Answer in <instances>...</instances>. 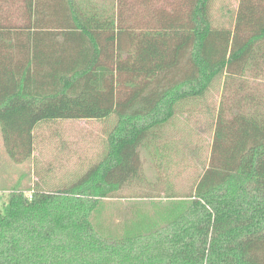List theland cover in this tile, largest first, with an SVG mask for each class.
<instances>
[{
  "label": "trees",
  "instance_id": "obj_1",
  "mask_svg": "<svg viewBox=\"0 0 264 264\" xmlns=\"http://www.w3.org/2000/svg\"><path fill=\"white\" fill-rule=\"evenodd\" d=\"M110 1L26 0L31 24L0 27V127L14 162L32 157L42 123L111 124L70 187L0 196V264H264V95L241 86L231 118L201 102L215 85L226 99L239 79L264 82V0H237L222 23L217 0H139L134 12ZM201 109L214 134L192 191L167 185L165 199L106 214L105 198L144 184L142 152L170 170L188 145L182 118Z\"/></svg>",
  "mask_w": 264,
  "mask_h": 264
},
{
  "label": "rangeland",
  "instance_id": "obj_2",
  "mask_svg": "<svg viewBox=\"0 0 264 264\" xmlns=\"http://www.w3.org/2000/svg\"><path fill=\"white\" fill-rule=\"evenodd\" d=\"M108 3L110 0H98ZM131 4L136 3L134 10L141 11L139 0H127ZM111 3V1H110ZM26 0H0V27L21 28L31 24L27 10ZM237 7V0H217L215 7V20L218 23L225 22L226 8ZM249 75L248 78L239 79L224 98V92L218 85L211 88L201 99L202 105L220 106L228 110L227 118H231L229 111L236 102L242 98L241 86H247L246 92L264 95V82L256 80ZM246 82V83H245ZM241 84V85H240ZM260 84V85H258ZM235 93V94H234ZM228 98H230L228 100ZM201 109L195 115H185L181 126L185 127L184 134L188 144L183 154L174 156L175 164L168 172L160 171L156 161L146 152H142L145 182L143 185H134L124 189L121 198H105L108 204L106 214L114 207L113 204L122 203L119 206H128L134 200L151 202L165 199L168 192L167 185H173L181 195H187L193 189L196 179L204 171L209 163L210 147L213 141L214 128L211 115ZM186 120V121H185ZM111 124L107 120H58L40 124L35 130V148L32 157L22 163L14 162L7 154L2 131L0 127V196L13 190L25 193L33 191L39 186L46 192L54 193L71 186L79 176L85 174L89 168L98 161V157L104 152L107 145L106 130ZM166 174L169 175L167 178ZM158 180L161 195L153 197L157 190L149 182ZM147 193L151 197L138 199L133 195L141 196ZM158 194V193H157ZM111 212H115L112 210Z\"/></svg>",
  "mask_w": 264,
  "mask_h": 264
}]
</instances>
